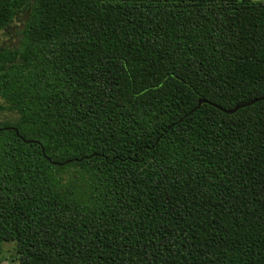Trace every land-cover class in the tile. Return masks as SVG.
Segmentation results:
<instances>
[{"label":"trees","instance_id":"trees-1","mask_svg":"<svg viewBox=\"0 0 264 264\" xmlns=\"http://www.w3.org/2000/svg\"><path fill=\"white\" fill-rule=\"evenodd\" d=\"M20 14L0 264H264V100L191 113L264 97V1L0 0V32Z\"/></svg>","mask_w":264,"mask_h":264},{"label":"water","instance_id":"water-1","mask_svg":"<svg viewBox=\"0 0 264 264\" xmlns=\"http://www.w3.org/2000/svg\"><path fill=\"white\" fill-rule=\"evenodd\" d=\"M263 100H264V97H262V98H256V99H253V100H251V101H249V102H247V103H242V104H240V105L234 107L233 109L228 110V109H225V108H223V107H221V106H219V105H216V104L210 103V102H208L207 100L201 98V99H199V101H198V106H197V108H196L195 110H193L191 113L195 112L197 109H200L201 106H202L203 104L208 103V104L214 106L215 108L219 109L220 111H222V112L225 113V114H234V113H236L239 109H242V108H246V107L252 106V105H254L255 103H258V102L263 101ZM11 129H15V128H11ZM15 131H16V134H17L21 139H23V137L20 136L18 130L15 129ZM23 140H24L26 143H37V144H40L38 141H26L25 139H23ZM40 145H41V144H40ZM42 152H43V155L47 158V160H49V161L51 162V164H53V165H65V164L67 163V162H65V163H57V162H53V161L51 160V158H49L48 156H46V154H45V150H44L43 147H42ZM79 161H82V159H80ZM68 162H70V161H68Z\"/></svg>","mask_w":264,"mask_h":264},{"label":"rangeland","instance_id":"rangeland-1","mask_svg":"<svg viewBox=\"0 0 264 264\" xmlns=\"http://www.w3.org/2000/svg\"><path fill=\"white\" fill-rule=\"evenodd\" d=\"M264 1V0H253ZM13 32L14 29H11ZM2 41L6 42V34L0 33ZM2 264H19V257L16 250L15 243H5L2 247Z\"/></svg>","mask_w":264,"mask_h":264},{"label":"flooded vegetation","instance_id":"flooded-vegetation-1","mask_svg":"<svg viewBox=\"0 0 264 264\" xmlns=\"http://www.w3.org/2000/svg\"><path fill=\"white\" fill-rule=\"evenodd\" d=\"M11 29H14L12 32ZM23 30V17L20 14L19 16L16 17L14 24L5 29L4 31L0 33H5L6 34V42L2 41L0 37V45H12L14 42H18L20 38V33Z\"/></svg>","mask_w":264,"mask_h":264}]
</instances>
